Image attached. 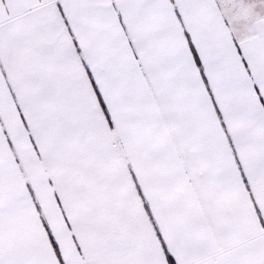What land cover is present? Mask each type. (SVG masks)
<instances>
[{
	"label": "snow or ice",
	"instance_id": "obj_1",
	"mask_svg": "<svg viewBox=\"0 0 264 264\" xmlns=\"http://www.w3.org/2000/svg\"><path fill=\"white\" fill-rule=\"evenodd\" d=\"M0 264H264V0H0Z\"/></svg>",
	"mask_w": 264,
	"mask_h": 264
}]
</instances>
